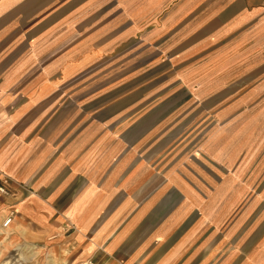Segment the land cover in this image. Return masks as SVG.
Listing matches in <instances>:
<instances>
[{
	"label": "crops",
	"instance_id": "1",
	"mask_svg": "<svg viewBox=\"0 0 264 264\" xmlns=\"http://www.w3.org/2000/svg\"><path fill=\"white\" fill-rule=\"evenodd\" d=\"M125 51L217 72L196 76L195 88H215L264 53V0H0V176L13 192L0 194V232L22 212L52 217L90 264H199L193 178L208 180L137 149L147 100L88 95L103 81L73 80Z\"/></svg>",
	"mask_w": 264,
	"mask_h": 264
},
{
	"label": "rangeland",
	"instance_id": "2",
	"mask_svg": "<svg viewBox=\"0 0 264 264\" xmlns=\"http://www.w3.org/2000/svg\"><path fill=\"white\" fill-rule=\"evenodd\" d=\"M129 54L105 60L103 72L89 67L73 73V80L103 81L102 89L88 95L130 96L137 108L147 100V120L136 123L147 136L137 149L142 153L146 145L160 169L208 180L193 178L204 192L192 241L204 246L199 264H220L222 257V264H264V53L220 74L215 88H195L196 76L202 81L217 72H177L167 58L149 65L147 58ZM38 218L14 215L0 232V264H90L79 247L66 243L62 228L50 226L52 217Z\"/></svg>",
	"mask_w": 264,
	"mask_h": 264
},
{
	"label": "built area",
	"instance_id": "3",
	"mask_svg": "<svg viewBox=\"0 0 264 264\" xmlns=\"http://www.w3.org/2000/svg\"><path fill=\"white\" fill-rule=\"evenodd\" d=\"M9 179L6 176H0V194L9 196L13 194V192L9 189ZM12 214H9L7 217L4 218L2 222L3 227H7L8 224L11 222Z\"/></svg>",
	"mask_w": 264,
	"mask_h": 264
},
{
	"label": "bare ground",
	"instance_id": "4",
	"mask_svg": "<svg viewBox=\"0 0 264 264\" xmlns=\"http://www.w3.org/2000/svg\"><path fill=\"white\" fill-rule=\"evenodd\" d=\"M2 222H3V221H2ZM1 228H3V227H2V224H1ZM3 229H6V228H3Z\"/></svg>",
	"mask_w": 264,
	"mask_h": 264
}]
</instances>
